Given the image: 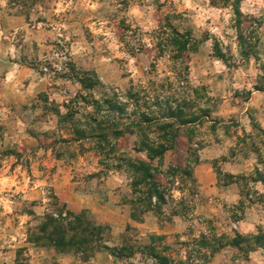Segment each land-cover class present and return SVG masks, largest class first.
<instances>
[{
	"label": "rangeland",
	"instance_id": "rangeland-1",
	"mask_svg": "<svg viewBox=\"0 0 264 264\" xmlns=\"http://www.w3.org/2000/svg\"><path fill=\"white\" fill-rule=\"evenodd\" d=\"M261 131L264 0H0V264H264Z\"/></svg>",
	"mask_w": 264,
	"mask_h": 264
},
{
	"label": "trees",
	"instance_id": "trees-1",
	"mask_svg": "<svg viewBox=\"0 0 264 264\" xmlns=\"http://www.w3.org/2000/svg\"><path fill=\"white\" fill-rule=\"evenodd\" d=\"M181 38H183V36H181ZM190 41H192V39L188 38L185 39V43L188 44ZM264 134V131H261ZM168 151V148L165 146H160V147H150L148 145H143L142 148H138L137 152H146L147 155L149 156V159H154L156 157L158 158H162L165 156L166 152ZM136 166L135 168L137 169V171H139V169L141 171H144L145 175V179L148 180V183L151 185V190L149 192V199L152 200V197L155 196L156 197V205H154V209L159 207V205H161V201H163V197L162 194L160 193V190L154 186V174L150 173V168L146 165V163L143 162H134V166ZM143 177V178H144Z\"/></svg>",
	"mask_w": 264,
	"mask_h": 264
}]
</instances>
